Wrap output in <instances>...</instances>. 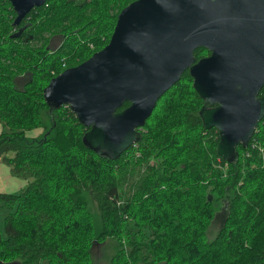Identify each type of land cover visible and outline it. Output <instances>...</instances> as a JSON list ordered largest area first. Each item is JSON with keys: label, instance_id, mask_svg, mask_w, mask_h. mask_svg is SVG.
I'll return each mask as SVG.
<instances>
[{"label": "trees", "instance_id": "1", "mask_svg": "<svg viewBox=\"0 0 264 264\" xmlns=\"http://www.w3.org/2000/svg\"><path fill=\"white\" fill-rule=\"evenodd\" d=\"M129 1L46 0L15 26L10 1L0 0V157L26 181L18 193H0L11 209L0 264H262L264 117L227 162L186 70L137 142L109 159L83 144L88 128L68 106L45 102L49 80L106 45ZM52 37L60 39L53 49ZM34 128L41 132L28 136Z\"/></svg>", "mask_w": 264, "mask_h": 264}, {"label": "water", "instance_id": "2", "mask_svg": "<svg viewBox=\"0 0 264 264\" xmlns=\"http://www.w3.org/2000/svg\"><path fill=\"white\" fill-rule=\"evenodd\" d=\"M9 1L16 26L46 0ZM250 4H256L252 16ZM201 45L212 54L192 65ZM242 68L253 82L249 90ZM186 70L203 100L204 127L218 131L217 153L235 161L236 147L247 146L264 117V94L257 97L264 82V0H134L117 14L106 45L52 77L42 93L51 109L68 106L88 128L87 148L116 159L137 142L157 101Z\"/></svg>", "mask_w": 264, "mask_h": 264}, {"label": "rangeland", "instance_id": "3", "mask_svg": "<svg viewBox=\"0 0 264 264\" xmlns=\"http://www.w3.org/2000/svg\"><path fill=\"white\" fill-rule=\"evenodd\" d=\"M47 39H49V37H47ZM60 39L58 37H52L50 39V43H49V47L50 48H55L57 46V44L60 42ZM27 79V76H23V77H19L17 82L18 86H21L25 80ZM2 125H0V131L3 130V128H1ZM41 132V129L38 128H34L31 131H27L28 136L31 137H35L37 136L39 133ZM11 153L8 154V156H10ZM21 184H24L22 187L20 186ZM26 181L22 178H17L16 177V191L15 193L20 192V190L25 186ZM88 205L92 206V208H95L94 202L88 198ZM11 209L8 208L7 206L3 205L2 203H0V229L2 230L3 228V221H4V217L6 216V214L9 213ZM225 215V211L223 208H221L215 215V217L213 218V220L210 223V226L208 228L207 231V237L212 238L213 236H215V234L218 232L221 224H222V220L223 217ZM96 264H106L104 259H101L100 261H98Z\"/></svg>", "mask_w": 264, "mask_h": 264}, {"label": "flooded vegetation", "instance_id": "4", "mask_svg": "<svg viewBox=\"0 0 264 264\" xmlns=\"http://www.w3.org/2000/svg\"><path fill=\"white\" fill-rule=\"evenodd\" d=\"M132 1H134V0H130L129 1V3L130 2H132ZM128 3V4H129ZM256 4H250V5H248V7H247V10H246V14L247 15H249V16H252V15H254L255 14V12L252 10V7L253 6H255ZM241 14H244V11H242L241 12ZM212 54V51L210 50V48L208 47V46H203V45H201V46H198V47H196V48H194V50H193V56H194V60H193V63H192V65H195V64H197L202 58H205V57H208V56H210ZM188 71V70H187ZM189 72V71H188ZM190 74V73H189ZM244 74H245V69L244 68H242V79H244L245 80V77H246V79H247V81H246V87H247V89L249 90V89H251L252 88V86H253V82H251L250 81V75L249 74H246L245 75V77H244ZM190 77H191V84H192V86H193V81H194V76H192L191 74H190ZM260 77H258V79H259ZM194 88V87H193ZM264 94V82L261 84V86H260V88H259V91L257 92V97H260V96H262ZM201 99V98H200ZM202 100V99H201ZM202 105H203V100H202ZM217 104H212L211 106H209V107H215Z\"/></svg>", "mask_w": 264, "mask_h": 264}, {"label": "crops", "instance_id": "5", "mask_svg": "<svg viewBox=\"0 0 264 264\" xmlns=\"http://www.w3.org/2000/svg\"><path fill=\"white\" fill-rule=\"evenodd\" d=\"M0 125H1V123H0ZM1 128H2V126H1ZM1 131H3V130H1ZM17 178H19V177H17ZM23 185L24 184L20 183L21 187ZM15 191H16V176H14L11 173L10 167L6 163H4L0 157V193H15Z\"/></svg>", "mask_w": 264, "mask_h": 264}]
</instances>
